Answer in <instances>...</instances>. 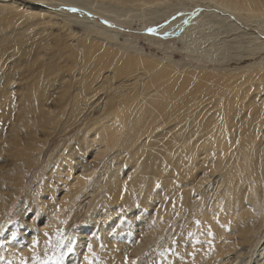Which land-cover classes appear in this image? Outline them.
<instances>
[{"label": "bare ground", "instance_id": "6f19581e", "mask_svg": "<svg viewBox=\"0 0 264 264\" xmlns=\"http://www.w3.org/2000/svg\"><path fill=\"white\" fill-rule=\"evenodd\" d=\"M199 4L208 6L212 12L182 16L152 33L159 39L174 37L192 60L189 63L167 56L160 64L137 52L126 38L116 42V34L120 33L117 29L143 30L179 8L194 10ZM244 28H250L251 32ZM0 32L5 37L16 36L19 41L11 47L9 58L3 59L8 71L20 61L26 64L23 77L37 69L43 73L41 85L34 77L23 85L28 90L39 86L46 90V106L41 105L46 112H64L71 101L85 111L101 100L103 108H115L116 101L131 97L112 93L130 87L119 76L155 73L136 94L140 97L136 100L152 116L134 121L123 107L118 114L114 110L106 121H99L94 133H90V126H81L80 150L64 153L60 166L54 164L57 174L60 167L67 173L73 169L75 154L84 151L94 154L97 160L109 144L118 143L112 153L123 157L119 164L126 158V162L135 166L145 153L139 142L148 139L153 142L139 185L144 201L139 203L132 194L122 193L121 185L110 184L109 193L100 202L104 206L101 212L104 219L124 206L144 211L141 218L148 213L156 215L154 208L166 210L165 219L157 228L145 229L135 257L148 250L152 256L156 255L153 246L160 245V253L153 257L156 258L152 264H190L193 260H198V264H214L222 261L227 251L246 245V251L233 252L237 256L232 261L239 258L237 264H241V253L244 257L264 243V0H0ZM193 61L209 62L212 69H222L226 76L211 81L205 67L197 69ZM164 67H172L173 74L168 71V78L161 81L157 71ZM93 69L99 75L91 90ZM1 90L8 95L7 90ZM53 94L61 98L54 101ZM71 111L74 116L79 114L77 110ZM174 113L176 118L169 122L181 126H167L166 119ZM156 115L160 116L161 133L151 138L157 129ZM32 127L27 139L19 136L8 148L1 141L0 153L4 154V149L9 153L6 166H20V158L30 156L38 142L39 156L27 163L30 168L35 167L48 149L51 137L69 128L52 126L47 132V126ZM124 128L131 132L122 135ZM49 166H53L50 160ZM6 176L12 180L13 175ZM24 183L25 179L13 186L11 201L22 191ZM43 190L53 193L54 188L50 185ZM111 204L113 208L109 207ZM55 211L49 210L50 216L43 224L46 228L37 236L41 247L46 238L55 236L52 231L62 226L61 221L51 216ZM122 215L128 217L122 224L129 230L136 218L128 213ZM227 225L232 227L230 233L226 231ZM101 226L108 224L102 222ZM193 228L211 232L198 234L197 239ZM87 229L81 231V237H86ZM43 231L47 232L42 234ZM209 237L216 242L205 248L203 242ZM114 242L110 239L111 245ZM121 249L122 246L108 248L105 264H124ZM260 254L264 256V246ZM86 262L82 261L83 264L90 261ZM129 264H133V259ZM259 264H264V260Z\"/></svg>", "mask_w": 264, "mask_h": 264}, {"label": "rangeland", "instance_id": "374dc122", "mask_svg": "<svg viewBox=\"0 0 264 264\" xmlns=\"http://www.w3.org/2000/svg\"><path fill=\"white\" fill-rule=\"evenodd\" d=\"M176 11L171 15L163 16L159 22L148 25L143 30L124 29L120 31V29H117L120 33L119 35L116 34V42L121 43L126 38L137 52H140L142 55L144 54L143 56L145 57L160 61V64L161 60L166 59L167 56H171L176 61L180 60L189 63L192 60L187 58L183 53L181 45L175 41L174 37H161L159 39V37L153 36L152 33L157 32L161 27H165L169 22L182 16L199 12H203L204 14V12L209 13L212 10L208 9V6L204 4H199L194 10L179 8ZM89 20H92V17ZM99 22L101 23V20ZM105 26L109 27L107 23H105ZM149 29L152 31H149ZM244 29L251 32L250 28ZM237 31H242V29H238ZM17 44H19V41L16 36L10 35L5 37L0 32V90L5 89L8 91L7 96L2 90L0 91V146H2V140L8 144L6 147L8 148L14 145V140L19 136H23L22 140L27 139L29 132L33 128L32 126H47L48 129L45 130L47 132H50L52 126H57L58 129L61 126H69V128L63 133L50 136V145L45 153L41 154V160L35 167L30 168L27 163L32 162L39 156L41 148L38 142H35L34 151L30 156L24 159L20 158L22 160L21 165L17 167L6 166L5 159L8 158L7 155L9 153L5 149L3 150L4 154L0 153V264H83V260L90 261L88 264H105L109 256L107 250L108 248L112 249L113 246H122L121 250L124 252L122 251L121 256L125 255L124 258L126 260L124 264H129L132 259L135 264H152L156 258L153 257L160 253L161 246H153V249L157 250L156 255L152 256L151 250H148L142 254L137 253L139 255L135 257L136 247L142 243L145 229H151V227L157 228L164 221L163 215L166 213V210L154 208L153 212L155 211L156 215L148 213L141 218L144 211L124 206L125 208H122L120 211L121 214L117 211L104 219L101 215L104 206L100 202L109 193L110 184L114 187L118 184L121 185L120 191L132 194L139 203L144 201L143 196L140 195L141 190L139 185L142 184L144 179L149 146L153 142L149 139L139 142L145 153L138 165L135 166L126 162V158L119 164V160H122L123 157L119 156L117 152L112 153L117 148L118 143L109 144L108 149L97 160L94 159V154H88L84 151L81 154H75L77 158H74L72 161L73 169L67 173L63 167H60L61 172L57 174L54 164L60 166L59 161H61L64 153L70 154L75 149L80 150L79 136L82 133L81 126H90V133H94L99 121H106V117L110 113H114L115 110V113L117 112L118 114V110L123 107L128 110L129 117L134 121H142L152 116L153 114L144 106H141V102L136 100L140 98L136 94L139 93L140 86L144 85L147 79H150L153 72L146 76L127 77L134 78L135 80L119 76L121 79L126 80L130 87L128 89L112 91V93L120 97L123 94H129L131 97L127 100L116 101L117 106L115 108L110 109L109 106L103 108V100H101L85 111V109L79 108L80 104L73 105V101H71L65 107L64 112H46L45 107H41L42 104L46 106V90L41 86L28 90L23 85L33 77L34 81L39 82L41 85L42 81H44L43 73L37 69L33 73L23 77L22 70L26 65L24 62L16 61L11 66V71H8L6 66L2 64L4 58H9L11 47ZM193 63L199 67L197 69L205 67L204 70L209 74L208 78L211 81H216L219 77L226 76L224 70L212 69L213 65H210L209 62L199 64V62L193 61ZM223 67L230 68L228 65ZM168 71L173 74L172 67L159 69L157 77L161 81L166 80L168 78ZM98 75L99 71L96 72L94 69L90 73L89 85L91 90L96 85ZM207 84L211 86V82ZM128 91L132 93H128ZM53 95L54 101L61 98L58 95ZM49 102L50 100L47 104ZM35 108L38 111H35ZM71 110H77L79 114L74 116ZM176 116L174 113L166 119L167 126H181V124L173 125L169 122L174 121ZM156 117L154 126H157V129L151 133V138L161 133L160 116L156 115ZM54 118H58L59 120H55ZM130 132L131 130L124 128L122 135H128ZM41 133L39 132L40 136L44 135ZM49 160L53 164L52 167L49 166ZM8 161L10 162L11 158ZM77 162L79 163L77 164ZM117 170L118 173L114 174L113 172ZM6 175H13L12 180ZM23 179H25V183L22 191L11 201L10 199L14 197L15 191L13 186ZM45 181L47 182L45 183ZM50 185L54 188L53 193L43 190V187L49 188ZM109 207L113 208V204L109 205ZM25 208L28 209L27 212H25ZM51 209H56L51 216L61 221L62 226L60 225V229L57 228V231H52L55 236L46 238L41 247L37 242V236H39L42 228H46L43 224L48 220L50 216L49 210ZM122 213L132 214L136 218L134 225L132 224L129 230L122 224L128 220V217H125ZM81 217L82 219L80 220ZM32 219H34V222H31ZM102 222L108 224V227L101 226ZM194 223L192 220L191 224ZM86 228H88V234H86L85 238L81 237V231H86ZM229 228L232 227L227 225L226 231L230 233ZM48 230H51V228ZM47 231H43L44 233L42 232V234H45ZM204 232L210 234L211 229L196 230L193 228L195 238H197L198 234L203 235ZM110 239L115 240L112 245L110 244ZM216 240L219 242V239ZM214 242L216 241L209 237L203 244L207 248ZM224 242L226 241L223 240ZM263 246L264 243L257 249H252L254 252H250L244 257L241 253L240 258L243 259L241 264H259L260 261L264 260V256L260 254ZM24 250L28 251L24 252ZM246 250V245H239L236 249L227 251L225 258L220 262L216 261L217 263L215 262L214 264H237L239 258L235 262L232 260L237 256V253ZM234 251H237V253L234 254ZM193 256H189L187 261H190ZM198 263V260H193L190 264Z\"/></svg>", "mask_w": 264, "mask_h": 264}, {"label": "snow or ice", "instance_id": "6c2138e0", "mask_svg": "<svg viewBox=\"0 0 264 264\" xmlns=\"http://www.w3.org/2000/svg\"><path fill=\"white\" fill-rule=\"evenodd\" d=\"M71 11H79L78 9H71ZM149 31H152L151 29H149ZM71 251V249H69ZM133 264H135V262H133Z\"/></svg>", "mask_w": 264, "mask_h": 264}]
</instances>
